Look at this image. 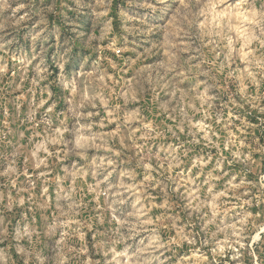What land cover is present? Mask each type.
Here are the masks:
<instances>
[{"label":"rangeland","instance_id":"1","mask_svg":"<svg viewBox=\"0 0 264 264\" xmlns=\"http://www.w3.org/2000/svg\"><path fill=\"white\" fill-rule=\"evenodd\" d=\"M0 264H264V0H0Z\"/></svg>","mask_w":264,"mask_h":264}]
</instances>
